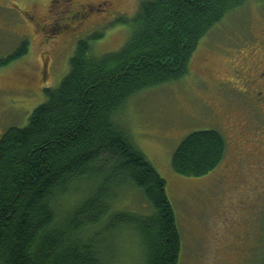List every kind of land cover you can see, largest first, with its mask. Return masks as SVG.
Masks as SVG:
<instances>
[{"label": "trees", "instance_id": "16d2710c", "mask_svg": "<svg viewBox=\"0 0 264 264\" xmlns=\"http://www.w3.org/2000/svg\"><path fill=\"white\" fill-rule=\"evenodd\" d=\"M249 1L146 0L134 19L120 21L132 28L120 51L96 53L102 33L78 42L61 85L45 89L26 127L0 139V264H105L124 233L138 243L142 264L180 263L183 237L167 183L116 116L142 91L188 75L200 42ZM29 48L22 43L0 67ZM227 152L221 132H196L176 149L172 169L203 178ZM130 190L145 212L121 207Z\"/></svg>", "mask_w": 264, "mask_h": 264}, {"label": "rangeland", "instance_id": "374dc122", "mask_svg": "<svg viewBox=\"0 0 264 264\" xmlns=\"http://www.w3.org/2000/svg\"><path fill=\"white\" fill-rule=\"evenodd\" d=\"M27 1L39 2L34 9L41 23L36 27L24 19L23 7L27 10L31 7ZM56 1L10 0V5L6 0V5H0V63L22 43L30 44L26 57L0 67V139L10 128L26 127L32 113L46 102L45 89H57L61 85L80 40L102 33L103 38L94 45L95 52L120 51L132 32L131 26L120 21L134 19L146 0H116V12L109 18L93 16L81 28L60 35H56L57 27L49 25L63 9ZM87 1L74 0L75 3ZM92 1L97 5L103 0ZM256 38H264V3L250 0L230 12L200 42L188 75L178 82L142 91L116 116L117 123L126 128L138 149L167 183V194L183 237L179 264H264L263 245L250 253L255 248V231L251 233L252 242L244 248L234 246V252L220 253L222 244L231 241L239 231H229L231 237L224 240L223 226L210 201L220 174L214 173L222 164L203 178L182 177L171 165L176 149L193 133L216 130L226 137L227 143L228 139L233 142L231 133L226 131V136L212 118V108L221 112V105L225 104L217 81L231 77L232 68L244 60L234 63L236 58L252 56L246 50L257 46ZM223 112H226L224 118L234 115L227 110ZM124 195L122 208L139 213L147 210L137 191L130 190ZM59 206L66 211L70 204L64 200ZM226 219L225 215L220 218L229 227ZM233 219L238 225L242 218L235 215ZM259 238L264 243V230ZM111 246L112 256L105 264H142L140 247L129 233L113 239Z\"/></svg>", "mask_w": 264, "mask_h": 264}, {"label": "flooded vegetation", "instance_id": "af4514ba", "mask_svg": "<svg viewBox=\"0 0 264 264\" xmlns=\"http://www.w3.org/2000/svg\"><path fill=\"white\" fill-rule=\"evenodd\" d=\"M5 1L0 0V5H6ZM56 2L63 5L61 12L55 14L53 23L49 24L59 29L56 35L81 28L93 16L96 19L109 18L116 12V0H103L97 5L92 0L86 3H75L74 0ZM27 3L31 7L29 10L23 7L24 19L36 27L41 23L34 9L39 2ZM256 39L257 46L246 50L252 56L249 59L244 56L236 58L234 63L239 62V59L244 60L232 68L231 77L217 81L225 104L223 107L221 105V112L220 109L212 108V118L217 127L226 136V131L233 136L232 143L228 139L225 160L214 173L220 174L210 200L219 216V224L223 226L224 240L239 229L231 241L222 244L220 253L226 254L234 252V246L244 248L248 242L251 243V233L254 231L257 237L255 248L250 253L264 246L259 238L260 232L264 230V38ZM224 110L234 115L224 118ZM223 215L227 217L229 227L220 220ZM230 215H241V221L238 223L236 220L238 225H235V219ZM234 239L237 241L232 244Z\"/></svg>", "mask_w": 264, "mask_h": 264}]
</instances>
